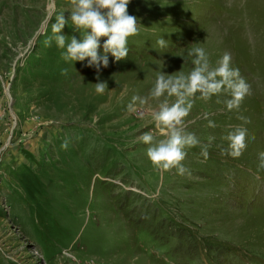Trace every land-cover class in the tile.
<instances>
[{"label": "rangeland", "instance_id": "1", "mask_svg": "<svg viewBox=\"0 0 264 264\" xmlns=\"http://www.w3.org/2000/svg\"><path fill=\"white\" fill-rule=\"evenodd\" d=\"M70 6L0 0V264H264V0H131L139 34L127 59L108 54L104 94L95 68L48 44ZM62 34L82 38L70 21ZM193 47L212 67L229 52L251 94L231 111L229 93L191 98L185 130L214 140L206 160L186 149L181 176L157 169L139 140L165 138L152 113L175 97L137 103L142 118L127 105L149 96L157 73H190ZM240 126L246 148L221 155Z\"/></svg>", "mask_w": 264, "mask_h": 264}, {"label": "clouds", "instance_id": "2", "mask_svg": "<svg viewBox=\"0 0 264 264\" xmlns=\"http://www.w3.org/2000/svg\"><path fill=\"white\" fill-rule=\"evenodd\" d=\"M131 0H70V15L60 13L55 23L52 24L53 37L62 52V58L66 62L87 61L88 67L97 71V83L95 91L104 94L108 88L106 81L100 80V69L109 66V53L115 58V62L125 60L129 56L128 38L139 34V23L137 17L130 15L128 6ZM71 22L75 31L82 33V38L71 36L70 41L62 34L65 25ZM101 37L107 39L101 45ZM166 40L162 37L156 41V47L163 49L167 47ZM102 47L103 54L99 49ZM195 57L192 60L194 68L190 73L184 74L181 70L179 75H166L157 73L154 86L148 97L134 95L127 105L129 113L138 114L141 118L143 113L138 111L137 103L145 105L149 99L160 100L167 97H175V101L169 103L164 99L159 103L157 111L152 113L157 128L166 129L163 132L164 139L156 140L151 132H145L139 140L149 145L147 156L152 164L161 171L177 170V174L190 175V170L182 163L186 156V149L200 146L201 155L206 160L209 157V149L214 137H210L208 143L202 144L194 133L185 130L184 121L193 106L192 97L198 92L202 99H209L213 95L229 93L230 99L225 101L229 111L239 109L246 95L251 94V86L241 76L239 68L231 66L232 56L229 52L212 67L206 50L202 47L190 48L187 57ZM184 63L187 62V57ZM118 83V81H117ZM207 118V115L206 117ZM247 123L245 117H240ZM208 127H216L215 122L209 120ZM248 137L247 128L240 126L230 131L225 139L228 141L227 149L221 150V155L238 157L246 148ZM260 167L264 168V152H260Z\"/></svg>", "mask_w": 264, "mask_h": 264}, {"label": "bare ground", "instance_id": "3", "mask_svg": "<svg viewBox=\"0 0 264 264\" xmlns=\"http://www.w3.org/2000/svg\"><path fill=\"white\" fill-rule=\"evenodd\" d=\"M51 8V7H50ZM52 10V9H51ZM15 118V116H13Z\"/></svg>", "mask_w": 264, "mask_h": 264}]
</instances>
